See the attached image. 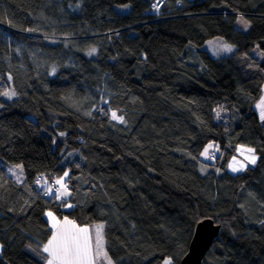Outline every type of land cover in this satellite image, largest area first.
Returning a JSON list of instances; mask_svg holds the SVG:
<instances>
[{"label": "trees", "instance_id": "obj_1", "mask_svg": "<svg viewBox=\"0 0 264 264\" xmlns=\"http://www.w3.org/2000/svg\"><path fill=\"white\" fill-rule=\"evenodd\" d=\"M154 1L0 0V264H47L48 210L104 224L114 264H180L205 219L202 264H264V0ZM241 146L258 161L234 175Z\"/></svg>", "mask_w": 264, "mask_h": 264}, {"label": "rangeland", "instance_id": "obj_2", "mask_svg": "<svg viewBox=\"0 0 264 264\" xmlns=\"http://www.w3.org/2000/svg\"><path fill=\"white\" fill-rule=\"evenodd\" d=\"M118 10H120L122 12H126V11H129V7H125V8L118 7ZM235 24L238 27V29H240L244 33H248L250 31V29H251V22L248 19H246V18H242V17L238 18L236 20ZM201 49L208 51L213 58L218 59V58H224V57L230 56L231 54H233L235 52L236 47L233 44H230L227 41H225L223 38L217 37V38H213V39L208 40ZM254 54L257 57L261 58V52H260V50L258 48H256L254 50ZM189 55H190V58H191V62H195V63L198 62L197 52L194 49L191 48L189 50ZM5 98L8 99V100H11V99L14 98V94L12 92H9V93L5 94ZM262 99H264V98H262ZM261 100H260V102H261ZM260 102H259V104H260ZM256 111L259 112L260 118H261V120H263L264 118H262V116H261V110L257 106H256ZM112 113L113 112H111V117H112ZM114 121L119 122V120H114ZM260 122H261V124H264V121H260ZM242 149H251V148L242 147V146L239 147L238 150H237V153L228 160L227 169H228L229 173H231V174L235 175V174H239V173L245 172L248 167H253V166H255L257 164L258 156L255 153V151L253 150V152L249 153L247 151H241ZM245 156H248V157L254 156L256 158L255 159V163L254 164L250 163L248 160L245 159ZM241 164L244 165V167L241 170L233 171V167L240 168ZM2 165L7 169L9 174L17 182H19L21 184L25 182L26 178H25L24 168H23L22 164L2 162ZM61 179H63V182L65 184V177H63ZM62 191H64V189H62ZM67 192L70 194L69 190ZM64 196H67V195H64ZM244 198H245V200L243 199L242 202H244L245 205L252 206V207L254 206L253 203L255 202V200L251 196L249 197V194L248 195L245 194ZM69 205H71V206L69 207ZM72 206H73L72 204H67L65 206V210L71 209ZM48 213H51L52 216L55 217L56 220L60 221L61 223H63V221L65 219H67L69 221H72V219H70V218H68L66 216L60 217L59 215H57L53 211H50V210L46 211L45 214H44V217L47 220V222L49 223V226H50L51 230L53 231V233L56 231V229H54L52 227L53 220L48 215ZM76 226L78 228H87L89 230L88 231V235L91 237V242H92V246H93V251L94 252H95L97 231H99V233H100V236H101V239H102L103 253H106V256L104 254H101L100 256H95L94 255V258H93L94 259V264H109V260L111 261V264H114L112 259L108 256V254L106 252V249H105L104 224H102V223H93V224H90L88 226H86V225L85 226L76 225ZM1 251H2V246H1V243H0V252ZM47 257H48V254H47ZM49 258L50 257H48V259ZM48 259L46 261L47 264H48ZM167 261H171V259H166L163 264H166ZM171 264H172V261H171Z\"/></svg>", "mask_w": 264, "mask_h": 264}, {"label": "snow or ice", "instance_id": "obj_3", "mask_svg": "<svg viewBox=\"0 0 264 264\" xmlns=\"http://www.w3.org/2000/svg\"><path fill=\"white\" fill-rule=\"evenodd\" d=\"M257 107L260 108L261 116L264 118V99L261 100ZM112 118L114 120H119L121 123L124 122L123 118L118 117L115 112L112 113ZM209 147H211V145ZM241 151L251 153L253 152V149H242ZM206 154L207 149L205 150V155ZM206 158L209 157L206 155ZM245 159L254 164L256 158L254 156H245ZM243 167V164L240 165V168L233 167V171H239ZM64 175L67 176L68 174L65 173ZM56 183L64 189V191L60 192L61 196L69 195L63 179H58ZM51 191V188H49L46 194H51ZM59 191L60 190L58 189V192ZM57 198H59V196ZM70 206L71 205H69V207ZM48 215L53 220L52 227L56 229L51 239L43 246V251L48 254V257H50L48 259V264H94V255L100 256L101 254H104L106 256V253H103L102 239L99 231H97L96 234L94 252L91 237L88 235L89 230L87 228H78L72 221L67 219L61 223L60 221H57L51 213H48ZM109 264H111L110 260ZM166 264H171V261H167Z\"/></svg>", "mask_w": 264, "mask_h": 264}, {"label": "water", "instance_id": "obj_4", "mask_svg": "<svg viewBox=\"0 0 264 264\" xmlns=\"http://www.w3.org/2000/svg\"><path fill=\"white\" fill-rule=\"evenodd\" d=\"M221 225L212 219H205L195 228L187 254L180 264H202L206 253L210 250L214 240L219 236Z\"/></svg>", "mask_w": 264, "mask_h": 264}, {"label": "built area", "instance_id": "obj_5", "mask_svg": "<svg viewBox=\"0 0 264 264\" xmlns=\"http://www.w3.org/2000/svg\"><path fill=\"white\" fill-rule=\"evenodd\" d=\"M166 2H167V0H155L153 6L159 12V11H161L162 7L166 4ZM211 157L213 158L214 156L211 155L210 158ZM51 186H52L53 191L55 193H59L60 192V191L58 192V189L60 190V187L58 186V184L56 183L55 180L51 181Z\"/></svg>", "mask_w": 264, "mask_h": 264}, {"label": "crops", "instance_id": "obj_6", "mask_svg": "<svg viewBox=\"0 0 264 264\" xmlns=\"http://www.w3.org/2000/svg\"><path fill=\"white\" fill-rule=\"evenodd\" d=\"M262 98H264V89H263V95H262V97L260 98V100L262 99ZM260 100H259V102H260ZM259 102L257 103V105L259 104ZM256 105V106H257ZM256 106H255V109H256ZM257 112V114L259 115V112L258 111H256ZM259 119H260V121H264V119L263 120H261V118H260V115H259ZM73 222V221H72ZM75 225H77L75 222H73Z\"/></svg>", "mask_w": 264, "mask_h": 264}]
</instances>
